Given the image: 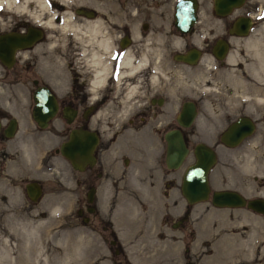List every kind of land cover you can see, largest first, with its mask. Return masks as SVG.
<instances>
[{
    "label": "flooded vegetation",
    "instance_id": "obj_1",
    "mask_svg": "<svg viewBox=\"0 0 264 264\" xmlns=\"http://www.w3.org/2000/svg\"><path fill=\"white\" fill-rule=\"evenodd\" d=\"M169 131L187 147L175 166ZM197 144L203 201L251 212L223 218L229 261L263 263L264 213L211 198L264 199V0H0V240L64 205L89 264H132L152 236L187 253Z\"/></svg>",
    "mask_w": 264,
    "mask_h": 264
},
{
    "label": "rangeland",
    "instance_id": "obj_2",
    "mask_svg": "<svg viewBox=\"0 0 264 264\" xmlns=\"http://www.w3.org/2000/svg\"><path fill=\"white\" fill-rule=\"evenodd\" d=\"M191 161V157L185 158V165ZM190 216L193 233L184 237V245L189 247L188 252H182L178 245H173V251L152 249L151 244H144L146 252L142 254H130L132 264H237L229 259L239 256L233 248L229 251L228 223L223 218L236 214H251L244 209L214 208L209 201H201L190 207ZM71 213L70 214L69 211ZM33 210L24 212L22 219L8 220L5 223V233L0 240V245L5 247V256L0 255V264H23L21 254L29 253L34 257L33 264H89L85 262L80 220L76 218L74 208L57 206L54 214L41 218L40 222L34 218ZM136 229L137 224H134ZM238 234H234L236 236ZM5 240V243H4ZM147 240V239H144ZM158 240V239H157ZM154 242V243H153ZM160 242V240H159ZM164 246L163 241L159 244ZM165 247V246H164ZM27 250H30L29 252ZM238 250V249H236ZM35 251V253H34ZM247 254L248 250L244 249ZM19 260L13 261L15 256ZM110 257V256H105ZM36 260V262H35ZM17 261V263H15ZM259 264H264L259 263Z\"/></svg>",
    "mask_w": 264,
    "mask_h": 264
},
{
    "label": "water",
    "instance_id": "obj_3",
    "mask_svg": "<svg viewBox=\"0 0 264 264\" xmlns=\"http://www.w3.org/2000/svg\"><path fill=\"white\" fill-rule=\"evenodd\" d=\"M182 13L179 12L178 16ZM177 134L169 131L167 137L166 161L169 166H175L181 162L182 158L187 153V147L183 141L173 140ZM197 151V159L185 166L184 174L181 183V192L187 203H195L208 199L209 186L207 183V170L211 163L210 151L204 144L195 146ZM61 152L64 153L63 145ZM76 151L73 148L71 157L73 158ZM211 203L218 207H235L243 206L264 213L263 198H244L243 196L229 190L214 191L211 198ZM187 264H190L189 262Z\"/></svg>",
    "mask_w": 264,
    "mask_h": 264
},
{
    "label": "bare ground",
    "instance_id": "obj_4",
    "mask_svg": "<svg viewBox=\"0 0 264 264\" xmlns=\"http://www.w3.org/2000/svg\"><path fill=\"white\" fill-rule=\"evenodd\" d=\"M27 251L29 252L30 250H27ZM34 253H35V251H34ZM21 257L19 255L18 256H15V258H13V261H15V260H19L20 261L22 259L25 262L24 264H33L34 257L33 256L31 257L29 253L23 254V255L21 254ZM65 261L66 260L64 259L62 263L65 264ZM35 262H36V260H35ZM15 263H17V261ZM22 264H23V262H22Z\"/></svg>",
    "mask_w": 264,
    "mask_h": 264
}]
</instances>
